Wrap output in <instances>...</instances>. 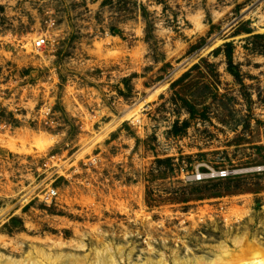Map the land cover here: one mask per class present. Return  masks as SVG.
<instances>
[{"label": "rangeland", "instance_id": "obj_1", "mask_svg": "<svg viewBox=\"0 0 264 264\" xmlns=\"http://www.w3.org/2000/svg\"><path fill=\"white\" fill-rule=\"evenodd\" d=\"M0 8V264L264 249V0Z\"/></svg>", "mask_w": 264, "mask_h": 264}, {"label": "built area", "instance_id": "obj_2", "mask_svg": "<svg viewBox=\"0 0 264 264\" xmlns=\"http://www.w3.org/2000/svg\"><path fill=\"white\" fill-rule=\"evenodd\" d=\"M46 38L44 37H40L34 45V48L37 50H41L43 47H45L46 45ZM232 173L229 170H220V171H216L214 169H210L209 171H207L206 173H201L200 171H197L194 181L195 182H204V181H208V180H213V179H227L229 177H231ZM57 195V191L52 189L47 197L48 198H53Z\"/></svg>", "mask_w": 264, "mask_h": 264}, {"label": "bare ground", "instance_id": "obj_3", "mask_svg": "<svg viewBox=\"0 0 264 264\" xmlns=\"http://www.w3.org/2000/svg\"><path fill=\"white\" fill-rule=\"evenodd\" d=\"M139 111H140V107H139ZM236 241H237V245H240V244H245L246 243V239H245V237L243 238V239H239V238H236ZM257 243V242H256ZM224 249H227V247L226 246H222ZM242 247V246H241ZM255 248H253V250H254ZM256 250V249H255ZM246 251V250H245ZM244 254H246V253H244ZM235 257V256H234ZM249 257H250V261H248L249 259H246V258H244L245 259V261L246 262H243V261H237V260H231L230 262H228V263H226V264H264V249L263 248H261V247H259V248H257V250L255 251V252H252V253H250V255H249ZM248 257V258H249ZM218 259V258H217ZM216 259V260H217ZM73 260V259H72ZM71 260V261H72ZM79 260V259H78ZM221 260H222V258H221ZM243 260V259H242ZM80 261V260H79ZM218 261V263H209V262H206V261H204V260H202V261H196V264H221L222 262L218 259L217 260ZM73 262V261H72ZM220 262V263H219ZM73 263H75V262H73ZM22 264V263H21ZM78 264V263H77ZM224 264V263H223Z\"/></svg>", "mask_w": 264, "mask_h": 264}, {"label": "trees", "instance_id": "obj_4", "mask_svg": "<svg viewBox=\"0 0 264 264\" xmlns=\"http://www.w3.org/2000/svg\"><path fill=\"white\" fill-rule=\"evenodd\" d=\"M1 9V8H0ZM230 178V177H229Z\"/></svg>", "mask_w": 264, "mask_h": 264}]
</instances>
